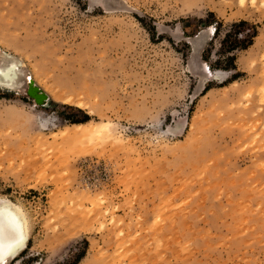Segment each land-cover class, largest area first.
<instances>
[{"label": "rangeland", "instance_id": "rangeland-1", "mask_svg": "<svg viewBox=\"0 0 264 264\" xmlns=\"http://www.w3.org/2000/svg\"><path fill=\"white\" fill-rule=\"evenodd\" d=\"M0 50L8 264H264V0H0Z\"/></svg>", "mask_w": 264, "mask_h": 264}, {"label": "bare ground", "instance_id": "bare-ground-1", "mask_svg": "<svg viewBox=\"0 0 264 264\" xmlns=\"http://www.w3.org/2000/svg\"><path fill=\"white\" fill-rule=\"evenodd\" d=\"M8 60L12 63L17 64V69L15 78L8 79L6 77L0 76V88L7 89L10 91H17L24 86L26 80L23 71L22 62L13 57L11 54L0 50V68L5 66V60ZM24 89V88H23ZM20 91V90H19ZM23 91V90H21ZM67 97V96H66ZM66 99V98H64ZM63 138L69 141H95L110 137H115L116 133L114 132L113 127L109 123H100V124H72L67 127L64 132L61 134ZM98 142V141H97ZM100 142V141H99ZM0 210H3L5 214L11 213L14 215L21 223L23 229V241L19 247L14 246V250L11 255H6L3 262L0 264H8L10 262L16 261L22 252L27 249L28 242L30 239L29 230H28V221L23 212L22 208L12 203L7 199H0Z\"/></svg>", "mask_w": 264, "mask_h": 264}, {"label": "snow or ice", "instance_id": "snow-or-ice-1", "mask_svg": "<svg viewBox=\"0 0 264 264\" xmlns=\"http://www.w3.org/2000/svg\"><path fill=\"white\" fill-rule=\"evenodd\" d=\"M0 68V76L14 79L17 64L8 61ZM31 80V77H28ZM23 241V229L20 221L11 213L5 214L0 210V262H3L6 255H11L14 246L19 247Z\"/></svg>", "mask_w": 264, "mask_h": 264}, {"label": "trees", "instance_id": "trees-1", "mask_svg": "<svg viewBox=\"0 0 264 264\" xmlns=\"http://www.w3.org/2000/svg\"><path fill=\"white\" fill-rule=\"evenodd\" d=\"M246 24H248L246 21H241V22H239L238 24H236V26H243V25H246ZM257 35V31H254L253 33H252V35H249V42L248 43H245V45H240V41H238V42H236V41H232L231 42V49H237V48H240V47H242V48H247L249 45H251L252 44V41H253V38L255 37ZM230 37H231V34L230 33H228L227 34V36H226V39H230ZM244 42V41H243ZM239 44V45H238Z\"/></svg>", "mask_w": 264, "mask_h": 264}, {"label": "water", "instance_id": "water-1", "mask_svg": "<svg viewBox=\"0 0 264 264\" xmlns=\"http://www.w3.org/2000/svg\"><path fill=\"white\" fill-rule=\"evenodd\" d=\"M39 91L40 90L37 87H35L33 84L30 85L29 93H30V95L35 97L37 100H40V99H42L44 97V95L41 94Z\"/></svg>", "mask_w": 264, "mask_h": 264}]
</instances>
